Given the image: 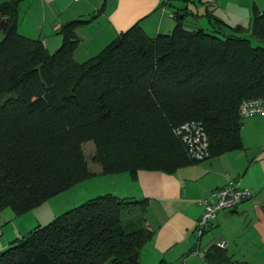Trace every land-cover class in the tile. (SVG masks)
Here are the masks:
<instances>
[{"label": "trees", "instance_id": "trees-1", "mask_svg": "<svg viewBox=\"0 0 264 264\" xmlns=\"http://www.w3.org/2000/svg\"><path fill=\"white\" fill-rule=\"evenodd\" d=\"M20 2L0 4V210L24 214L92 176L88 141L103 174L196 162L174 133L189 120L203 124L209 157L243 147L238 106L264 96V9L253 11L250 37L239 27L188 28L177 12L170 33L150 37L136 24L79 62L75 30L89 20L61 24L62 43L50 53L18 32ZM144 202L89 198L10 241L0 264H141L153 230H127L122 217ZM203 257L228 260L217 245Z\"/></svg>", "mask_w": 264, "mask_h": 264}, {"label": "crops", "instance_id": "crops-1", "mask_svg": "<svg viewBox=\"0 0 264 264\" xmlns=\"http://www.w3.org/2000/svg\"><path fill=\"white\" fill-rule=\"evenodd\" d=\"M6 1L9 0H0V4ZM36 3L37 17L21 28L23 20L17 16V30L27 37L41 39L50 53L62 42V36L56 33L61 24L77 18L89 20L75 30L80 42L73 56L79 62L95 55L120 32L136 24L150 37L170 33L177 12L185 15L183 23L188 28L219 29L229 34L239 27V34L250 37L253 11L264 9V0H36ZM240 134L242 148L189 163L169 173L138 170L103 174L91 162L94 174L61 194H66V202L70 200L72 206L80 203L76 201L104 193L145 201L142 207H129L122 217L127 230L143 226L153 230L152 238L141 249V264H264V115L242 118ZM228 178L239 179L240 186L249 189L251 195L232 209L217 212L197 239L194 230L203 211L197 200L210 198V193L224 186ZM46 202L17 216L6 213L5 208L0 210V217H5L0 220V230L9 222L12 224L10 236L0 241V249L35 226L46 224L66 207L65 203L57 209L47 205L46 209L43 207ZM219 242L226 244L223 248L228 257L226 262L210 263L203 256L192 254L205 253Z\"/></svg>", "mask_w": 264, "mask_h": 264}, {"label": "built area", "instance_id": "built-area-1", "mask_svg": "<svg viewBox=\"0 0 264 264\" xmlns=\"http://www.w3.org/2000/svg\"><path fill=\"white\" fill-rule=\"evenodd\" d=\"M238 115L241 118L264 115V96L243 100L238 106ZM174 133L183 142L188 156L192 160L199 161L209 157V138L201 122L195 120L186 121L177 126L174 129ZM250 195L249 189L240 186L239 179L228 178L224 186L210 193V198L198 199L197 202L202 206L203 211L194 230L197 239L203 235L204 231L215 219L217 212L232 209ZM225 245L224 242L217 244L220 248H224ZM192 254L203 256L204 252L194 251Z\"/></svg>", "mask_w": 264, "mask_h": 264}, {"label": "rangeland", "instance_id": "rangeland-1", "mask_svg": "<svg viewBox=\"0 0 264 264\" xmlns=\"http://www.w3.org/2000/svg\"><path fill=\"white\" fill-rule=\"evenodd\" d=\"M32 0H25V1H21V3H20V6H19V20L21 19V20H23L22 22H23V25L21 26V28L22 27H26V25L29 23L28 21H32V20H34L35 19V17H37V16H35V13L34 12H36L37 11V9H38V5H37V3H36V0H34V2L35 3H33V5H32ZM31 3V4H30ZM32 13V14H31ZM20 20V21H21ZM32 26V25H31ZM33 27V26H32ZM20 28V29H21ZM22 30V29H21ZM23 32V31H22ZM22 34V33H21ZM2 36V32H1V30H0V37ZM62 43V42H61ZM61 43L59 44V45H61ZM56 51V50H55ZM83 151H84V153H85V156H86V158L88 159V161H89V163H91V161H90V157H91V155H92V153H93V151H94V144L92 143V141H88V142H85L84 144H83ZM90 170H94V167L93 166H91L90 167ZM77 188V186L74 188V189H76ZM105 192H107V191H105ZM63 193V192H62ZM67 193V192H66ZM66 194H61L60 193V195L59 196H57L58 198H55V199H53V200H49V201H47L44 205H43V207H46V209H47V205H51V208H55V209H57V208H59L61 205H64L65 203V205H66V207H64V209H61L62 211H59L60 213H62V212H65L66 210H68L69 208H71L72 207V205L73 204H71V202H66L67 200V196H65ZM83 201H85V200H83ZM83 201H76V202H83ZM80 203H77V204H80ZM53 204V205H52ZM68 204V205H67ZM71 204V205H70ZM75 204V203H74ZM68 206V207H67ZM6 210V213H13V214H15L10 208H5ZM29 212V211H28ZM49 212H50V209L47 211V213L49 214ZM27 213V212H26ZM26 213H24V214H26ZM60 213H58V214H60ZM4 216L6 215V214H3ZM2 216V215H1ZM17 216V215H16ZM3 218H5V217H0V220L2 221V219ZM1 223V222H0ZM48 223V222H47ZM12 224H11V222H9V223H7L6 224V227H3L0 231H4V233H1L0 234V241H2V239H4L5 237H9L10 236V234H11V231H10V226H11ZM2 231V232H3ZM25 231H27V230H25Z\"/></svg>", "mask_w": 264, "mask_h": 264}, {"label": "water", "instance_id": "water-1", "mask_svg": "<svg viewBox=\"0 0 264 264\" xmlns=\"http://www.w3.org/2000/svg\"><path fill=\"white\" fill-rule=\"evenodd\" d=\"M5 25H6L5 20L4 19H1L0 20V30H2L5 27Z\"/></svg>", "mask_w": 264, "mask_h": 264}]
</instances>
